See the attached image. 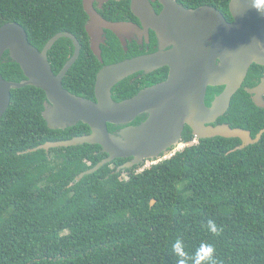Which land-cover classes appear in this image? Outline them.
Wrapping results in <instances>:
<instances>
[{"label": "trees", "instance_id": "obj_1", "mask_svg": "<svg viewBox=\"0 0 264 264\" xmlns=\"http://www.w3.org/2000/svg\"><path fill=\"white\" fill-rule=\"evenodd\" d=\"M177 1L188 8L209 4L231 19L229 0ZM87 18L83 0H0V26L20 23L38 49L59 32L77 37L80 53L62 83L94 99L101 63L90 49ZM109 44L101 46L104 61L122 58L118 43ZM72 53L70 38L54 42L48 51L54 73ZM0 74L24 78L7 52ZM137 89L123 79L112 96ZM44 101L40 88L12 89L0 119V264H177V239L189 258L207 243L215 248L214 264H264V132L242 147L238 137L200 138L139 170L141 164L121 167L124 159L115 158L84 173L106 156L99 144L34 149L90 132L84 123L49 128ZM227 114L253 138L264 128V107L256 108L242 88L219 120ZM182 138H193L188 127Z\"/></svg>", "mask_w": 264, "mask_h": 264}, {"label": "water", "instance_id": "obj_2", "mask_svg": "<svg viewBox=\"0 0 264 264\" xmlns=\"http://www.w3.org/2000/svg\"><path fill=\"white\" fill-rule=\"evenodd\" d=\"M157 1L163 6L159 13L153 9L150 0H131V7L146 30L150 28L155 32L160 48L150 54L104 64L96 74L95 99L72 93L63 86V77L80 50L73 34L59 32L38 49L29 42L20 23L2 24L0 62L7 52L8 57L19 65L24 78L10 81L0 74V119L9 106L12 89L26 85L42 89L45 92L42 115L49 128L64 129L84 123L90 132L47 141L34 149L99 144L106 156L84 173L93 172L120 157H133L124 164L126 166L147 158L156 160L178 142L185 124L198 139L238 137L242 141L240 147L256 142L264 128L253 138L247 129L211 123L228 109L231 97L240 88L250 65H264V0H229L232 21L209 4L188 8L177 0ZM83 8L88 15L85 26L93 40L91 46L98 52L94 43L96 26L120 30L124 24L105 23L93 9L92 0H83ZM61 37L71 38L74 50L59 72L54 73L48 51ZM161 65L169 66L165 80L143 88L131 97L114 100L112 88L117 82L135 71H150ZM222 85L221 92L215 93L211 104L206 105L207 87ZM262 90L264 78L249 91ZM142 114H147L143 121L136 126L128 125ZM108 124L115 129L109 130ZM153 203L154 199L151 200Z\"/></svg>", "mask_w": 264, "mask_h": 264}, {"label": "flooded vegetation", "instance_id": "obj_3", "mask_svg": "<svg viewBox=\"0 0 264 264\" xmlns=\"http://www.w3.org/2000/svg\"><path fill=\"white\" fill-rule=\"evenodd\" d=\"M150 2L152 4L153 9L157 13H159L163 6L157 0H150ZM92 7L105 23L110 22V23H119V24L123 23L124 24V28L120 29V30H118V28L115 30V29H112L109 27H105L103 25H97L96 26L97 31L94 30V33L96 35V37L94 38V43H96L95 45L98 48V52L95 51L94 47L92 48L91 45L93 43V40H92V37L87 32L86 26H85V30H86V33H87L88 39H89L90 49L93 52V54L97 57V59L100 61L101 67L104 64L115 63V62L124 60L126 58H132V57H136L139 55L150 54V53L157 51L160 48L159 47V41H158V38H157L155 32L150 28H147V30H146V28L144 27L139 16L137 14H135V12L133 11V9L131 7V0H92ZM226 19L229 21L233 20L232 16H231V19H228L227 17H226ZM87 20H88V18H87ZM76 39H77V37H76ZM71 41H72L73 50H74V42L72 39H71ZM109 41L113 42V43H115V42L118 43V45L121 48V49L119 48L121 51V54H123L122 58L115 60V61H111V62H105L104 61L103 56H102L101 46H109L110 45ZM79 46H80V42H79ZM79 53H80V50H79ZM250 67L252 68L251 74L247 78V76H248V71H247V74H246L245 78L243 79V82H242L240 88L244 89L249 94V99H250L251 103L256 108L264 107V90H262L260 92L254 91L253 93L251 91H249L250 89L251 90L255 89L258 86V84L262 81V79L264 78V65L252 63L250 65ZM250 67H249V69H250ZM99 69H98V71H99ZM97 72H96V74H97ZM168 72H169V66L168 65H161V66L153 68L150 71L138 70V71L133 72L129 76L125 77L124 79H128L130 82L133 83L134 86H138V89L132 95L121 98L119 100L131 97V96L135 95L136 93H138V91H140L141 89L149 87L153 84H156V83H159V82L165 80L167 75H168ZM95 79H96V75H95ZM94 86H95V81H94ZM222 89H223V85L222 86H213V87L209 86V87H207L206 94H205V104L210 105L211 101L213 100V97L216 94H219ZM232 97H231V100H232ZM94 99H95V96H94ZM119 100H116V101H119ZM230 103H231V101H230ZM227 110L225 111V113L227 112ZM146 116H147V114H142L139 116L137 115L136 118L134 120H132L128 125L136 126L141 121H143ZM221 116L217 117L216 121L212 122L211 124L217 125V124L227 123L231 127H239V126H232L231 125L232 122H235V120L231 119L230 115L227 114V117H225V119L219 120ZM187 127L190 129V131L193 135V131H192L191 127L188 124H185L178 142L176 144L172 145L167 153L174 151V150H178L181 147L182 143H187V145H189L191 143L197 142L198 138L195 137L194 135H193V138L190 139V141H186V142L183 141L182 134H183V131L185 130V128H187ZM113 130H111V131H113ZM167 153H165V154H167ZM165 154H162L161 157ZM120 158L124 159L123 163L120 164V166L125 167L126 165H124V164L126 162L130 161L133 157H120ZM148 160H151V159H149V158L143 159L140 163L135 164V165H139V164L142 165L143 163H145Z\"/></svg>", "mask_w": 264, "mask_h": 264}, {"label": "clouds", "instance_id": "obj_4", "mask_svg": "<svg viewBox=\"0 0 264 264\" xmlns=\"http://www.w3.org/2000/svg\"><path fill=\"white\" fill-rule=\"evenodd\" d=\"M207 225L212 233H218L219 229L213 220H208ZM172 251L177 257V264H187L188 259L192 260V264H214L215 248L211 244L202 243L194 256L189 258L184 250V244L177 239L172 245Z\"/></svg>", "mask_w": 264, "mask_h": 264}, {"label": "built area", "instance_id": "obj_5", "mask_svg": "<svg viewBox=\"0 0 264 264\" xmlns=\"http://www.w3.org/2000/svg\"><path fill=\"white\" fill-rule=\"evenodd\" d=\"M186 145H187V143H182V144H181V147H180L178 150L182 149V148H183L184 146H186ZM176 151H177V150H174V151H171V152H169V153L163 155L162 157L158 158L157 161H160L161 159L169 158V157L172 156ZM157 161L154 160V161H152L151 163H154V162H157Z\"/></svg>", "mask_w": 264, "mask_h": 264}, {"label": "rangeland", "instance_id": "obj_6", "mask_svg": "<svg viewBox=\"0 0 264 264\" xmlns=\"http://www.w3.org/2000/svg\"><path fill=\"white\" fill-rule=\"evenodd\" d=\"M177 151H178V150H177ZM157 160H158V159H157ZM157 160H155V161H157ZM152 161H154V160H152ZM152 161H151V160L146 161L145 163H143V164L138 168V170H139V169H142V168H144V167H147L148 165H151V164L156 163V162L151 163Z\"/></svg>", "mask_w": 264, "mask_h": 264}]
</instances>
